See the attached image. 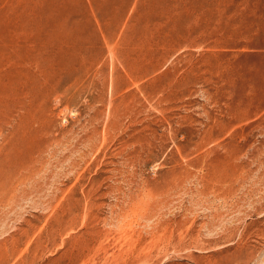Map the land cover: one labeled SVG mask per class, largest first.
Segmentation results:
<instances>
[{
	"label": "rangeland",
	"instance_id": "374dc122",
	"mask_svg": "<svg viewBox=\"0 0 264 264\" xmlns=\"http://www.w3.org/2000/svg\"><path fill=\"white\" fill-rule=\"evenodd\" d=\"M0 264H264V0H0Z\"/></svg>",
	"mask_w": 264,
	"mask_h": 264
}]
</instances>
